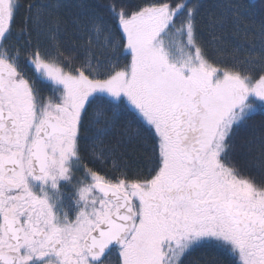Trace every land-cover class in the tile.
<instances>
[{
    "label": "snow or ice",
    "instance_id": "1",
    "mask_svg": "<svg viewBox=\"0 0 264 264\" xmlns=\"http://www.w3.org/2000/svg\"><path fill=\"white\" fill-rule=\"evenodd\" d=\"M238 150L264 173V0H0V264H264Z\"/></svg>",
    "mask_w": 264,
    "mask_h": 264
},
{
    "label": "trees",
    "instance_id": "2",
    "mask_svg": "<svg viewBox=\"0 0 264 264\" xmlns=\"http://www.w3.org/2000/svg\"><path fill=\"white\" fill-rule=\"evenodd\" d=\"M251 3L259 5L260 0H250ZM29 73L31 74V69H28ZM43 88V86H41ZM45 92L47 89H43ZM235 159L237 163L241 166V168H246L248 171H250L253 175H255L258 179L264 175L258 167H250V162L252 160V156L249 154H246L242 150H238L235 154ZM193 260H200L203 261V264H212L214 260H217L218 257L215 253H209V252H197L194 253L191 257Z\"/></svg>",
    "mask_w": 264,
    "mask_h": 264
}]
</instances>
